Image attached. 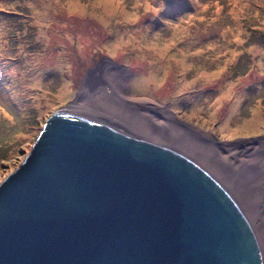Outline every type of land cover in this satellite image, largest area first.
<instances>
[{"label":"rangeland","instance_id":"374dc122","mask_svg":"<svg viewBox=\"0 0 264 264\" xmlns=\"http://www.w3.org/2000/svg\"><path fill=\"white\" fill-rule=\"evenodd\" d=\"M106 64L126 72L106 82L116 85V97L162 104L218 138L193 143L181 133L182 149L170 146L192 158L264 149V0H0V183L46 120L81 93L79 103L90 98L127 129L144 124L141 113L153 116L125 111L109 94L92 95ZM130 76L135 84L128 85ZM263 192L255 216H264Z\"/></svg>","mask_w":264,"mask_h":264},{"label":"water","instance_id":"95a60500","mask_svg":"<svg viewBox=\"0 0 264 264\" xmlns=\"http://www.w3.org/2000/svg\"><path fill=\"white\" fill-rule=\"evenodd\" d=\"M0 264H264V257L242 208L200 162L106 113L68 105L0 183Z\"/></svg>","mask_w":264,"mask_h":264},{"label":"bare ground","instance_id":"6f19581e","mask_svg":"<svg viewBox=\"0 0 264 264\" xmlns=\"http://www.w3.org/2000/svg\"><path fill=\"white\" fill-rule=\"evenodd\" d=\"M76 5L77 4H75V7ZM126 51H129V49ZM108 68H111L110 64H106L104 68H102L97 73V86L99 87V90L95 91L92 95H97V93L100 95L109 94L110 98L119 102H123V105H127L125 111L135 110L139 112V110H143L153 114V116H150L142 113L140 115V113H138V115H140V117L144 120V124H142L140 121L138 123L134 121L133 124H135V126L133 129L129 130L181 149L183 140L180 138V134L184 131L188 132L189 136L191 137L190 141L193 143L203 142L214 145V141L211 140V138H213L211 133H199L195 126L177 119V116H173L172 112L166 109L162 104H158L146 99L133 100L124 97L122 100L120 95L116 97V92L113 91V87L116 85L106 82L115 74H123L126 72L123 68L120 69L119 67H117V69L114 71ZM104 76L105 82H103ZM119 79L120 84L125 86V79ZM135 81L136 77L130 76L128 79V85L135 84ZM82 98H86L84 93H81L78 100L71 103L69 108L99 113L95 108L89 107L93 106V102L90 98V101L88 100V102H85L84 104L79 103ZM235 108V105L232 106L230 114L234 112ZM114 114L115 117H118L116 113ZM115 117L109 116L110 119L117 122ZM174 122L175 125L170 127L174 132H169L168 134L166 132V130H168L167 127ZM205 138L210 139V142H205ZM263 144L264 141H260V145ZM218 146L220 145L218 144ZM247 147L248 149L245 150L241 149L242 147H232L230 150L228 149V154L223 155L220 160L208 155L207 152L204 151L198 153L195 157L196 159H194L211 171L227 187L231 195L235 198L236 202L242 208L256 233L264 257V216L261 212L258 216L254 215V209L256 212L259 208V203H257L258 197L262 189H264V149H262L259 154H257L256 146ZM248 157V161L244 160V158ZM242 163H245V166L242 165ZM248 191H251V193L248 194ZM252 208L254 209L252 210Z\"/></svg>","mask_w":264,"mask_h":264}]
</instances>
